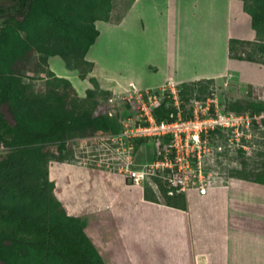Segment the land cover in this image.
Returning a JSON list of instances; mask_svg holds the SVG:
<instances>
[{
	"label": "trees",
	"instance_id": "1",
	"mask_svg": "<svg viewBox=\"0 0 264 264\" xmlns=\"http://www.w3.org/2000/svg\"><path fill=\"white\" fill-rule=\"evenodd\" d=\"M244 1L257 37L231 38L229 55L264 64V0ZM112 8L113 0L0 1V145L6 147L0 152V264H106L85 232L86 217L69 214L56 197L49 163L67 159V139L98 131L115 134L121 124L117 116L80 109L73 83L56 75L49 58L61 56L69 69L85 78L94 65L87 53L100 34L96 21L110 20ZM205 79L208 84L204 79L179 83L186 115L194 98L209 96L213 78ZM91 80L100 89L97 79ZM94 90L88 88V95ZM100 90L107 97L112 94ZM223 110L259 112L264 102L237 100ZM173 113L172 98L161 97L154 108L156 118L171 119ZM143 141L136 139L135 150ZM54 142L59 154L46 150V144ZM262 165L249 179L264 183ZM150 179L154 188L151 191L146 182L148 198L186 208V193L169 195L167 183Z\"/></svg>",
	"mask_w": 264,
	"mask_h": 264
},
{
	"label": "crops",
	"instance_id": "2",
	"mask_svg": "<svg viewBox=\"0 0 264 264\" xmlns=\"http://www.w3.org/2000/svg\"><path fill=\"white\" fill-rule=\"evenodd\" d=\"M136 1L132 0L128 13L117 21L112 20L113 3L110 20L96 21L99 31L101 23L115 25L134 19L141 11L144 13L139 19H146V25L152 26L157 0H144L142 4L146 9L141 7L134 11ZM165 2L171 13L164 14L157 5L156 20L177 19L178 23L185 24L184 27H191L189 33L193 35H197V30L210 31L208 39L213 38L216 47L222 42L226 65L234 70L215 68L210 62L207 68L191 76H184L180 68H173V71L170 68L166 78L154 84H137L133 80L128 83L153 88L163 86L168 80L179 84L235 76L241 81L245 73L251 78H262L264 73L257 68L258 63L229 55L231 38L254 41L257 37L244 0H196L188 6L179 1L173 10L171 0ZM204 19L211 23L208 28ZM219 32L224 34L219 36ZM179 44L188 45L187 42ZM51 58L53 56L49 58L50 68L62 76ZM244 65L248 67H242ZM97 81L100 88L114 94L126 86L104 85ZM49 176L55 182V195L67 212L86 217L85 232L106 264H264V183L241 176H222L207 194L190 190L187 206L183 208L162 199L148 198L145 186L131 183L118 170L51 160Z\"/></svg>",
	"mask_w": 264,
	"mask_h": 264
},
{
	"label": "rangeland",
	"instance_id": "3",
	"mask_svg": "<svg viewBox=\"0 0 264 264\" xmlns=\"http://www.w3.org/2000/svg\"><path fill=\"white\" fill-rule=\"evenodd\" d=\"M143 1H136L133 7L134 11L137 9L140 10L141 7L146 9V6L142 4ZM165 1L157 0V5H160V8L165 12L164 14L168 12L170 14L171 10L167 9L168 6ZM179 1L184 3L185 6H188L196 0H171L172 10L176 5L178 6ZM249 1L246 0V2ZM113 3L115 5V12L112 20L117 21L122 16L125 17L124 14L126 12L128 13L132 0H113ZM157 5L156 3L154 5V13L156 15L153 14L154 21L152 26L146 25V19H139L143 11L135 15L134 19H127L125 22L121 21L115 25L99 24L101 35L87 53V58L94 62V67L87 73L85 78L79 76L77 69L72 70L67 68L61 56L56 55L51 58V62L56 71L63 77L69 78L76 88L77 94L80 97L77 101L80 109L94 110V113H104L106 109L107 95L100 90L101 88H95L96 85H94L91 77H96L104 85L126 84L124 89L121 88L118 90L119 105L115 109L121 128H123L136 119L139 114L138 110L140 111L136 99L129 101L123 97L130 94H136L138 96L144 92L143 89H152L150 87L141 88L140 86H134L132 83H128L130 80L135 81L137 84H154L166 78L170 68L172 71L173 68H180L184 76H191L195 72L204 70V67L207 68L210 62L215 68L223 67L222 70L227 69V71L231 72L234 70L233 67L226 65V50L221 46L222 42L220 41L216 47L217 44L216 42L213 43V38L208 39L209 34H211L210 31L203 30L200 32L197 30V35H193L189 33L191 27H184L185 24L183 22L178 23L177 19L156 20L159 14ZM203 21L205 23L207 22L208 28L210 22L205 19ZM143 24H145V27H143ZM223 34L219 32V36ZM219 38H223V36ZM179 42H187L188 45L180 46ZM246 63V65H250L248 62ZM256 63L259 65L257 68L261 69L260 71L264 73L263 63ZM246 74L248 73H245L246 77L241 81L238 78L236 79L235 76L229 79L226 76L213 79V82L209 85V95H212V93L216 94L223 108L228 107L231 102L237 100L264 102V75L258 80L254 77L252 79L249 77L250 75L247 76ZM42 77L46 76L44 75ZM51 81L52 84L50 85L54 86V80ZM207 81V79H204L203 83L208 84L209 82ZM128 84L130 86H127ZM42 85L46 87V84ZM60 86H58V89L61 88ZM88 88L96 90L88 95ZM161 89H163V86H153V90L156 92ZM139 91L141 92L138 93ZM111 93L114 94L113 91ZM255 132H258L261 136L260 140H258L257 148H251L249 151L246 150L243 152L234 151L226 154L223 161L218 160L215 167L219 171L220 176L231 174L240 175L245 178H253L255 173L263 166L264 127H261ZM107 135L109 134L106 132L98 131L93 136L67 139L64 146V153L68 155L66 160L107 169V166L103 167L96 164V159L99 158V147L104 143L110 142L105 138ZM110 144V150L113 151L112 142ZM158 144V141L143 142L134 153V162H147L155 159L158 149L161 147L158 148ZM5 149V146L0 145L1 153ZM46 150L49 153L59 154L58 144L56 142L46 144ZM147 184L152 191L154 188L152 179H149ZM189 193H192V191H189ZM157 195L159 196L160 194ZM160 198H162V195H160Z\"/></svg>",
	"mask_w": 264,
	"mask_h": 264
},
{
	"label": "built area",
	"instance_id": "4",
	"mask_svg": "<svg viewBox=\"0 0 264 264\" xmlns=\"http://www.w3.org/2000/svg\"><path fill=\"white\" fill-rule=\"evenodd\" d=\"M143 90L138 96L123 97L137 100L139 114L119 132L105 136L114 150H110V142L104 143L96 159L97 165L124 173L131 183L145 186L151 177H159L167 183L169 195L187 194L190 190L207 194L222 177L215 167L218 160L223 161L226 154L234 151L257 148L261 136L255 131L264 127V110L225 111L218 96L212 93L205 99L194 98L191 113L186 115L188 108L182 107L178 83L168 80L157 92L153 88ZM163 96L171 97L174 102L176 113L171 114V119L159 120L154 114ZM118 97L117 94L107 97L104 113L116 116ZM137 138L159 142L157 147H161L155 159L134 162ZM155 189L160 192L159 185Z\"/></svg>",
	"mask_w": 264,
	"mask_h": 264
}]
</instances>
